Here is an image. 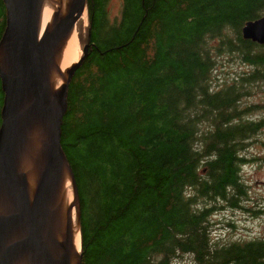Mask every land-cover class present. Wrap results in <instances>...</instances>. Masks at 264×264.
<instances>
[{
  "label": "trees",
  "instance_id": "1",
  "mask_svg": "<svg viewBox=\"0 0 264 264\" xmlns=\"http://www.w3.org/2000/svg\"><path fill=\"white\" fill-rule=\"evenodd\" d=\"M87 12L90 48L69 86L61 140L81 203L82 264L184 255L264 264L258 242L221 247L209 237L210 213L216 202L235 205L242 153L264 127V107L254 106L259 121L239 107L264 86V45L241 34L264 16V0H123L116 19L110 0H87ZM6 26L0 0V41ZM222 55L251 70L211 91ZM4 100L0 80V127Z\"/></svg>",
  "mask_w": 264,
  "mask_h": 264
},
{
  "label": "water",
  "instance_id": "2",
  "mask_svg": "<svg viewBox=\"0 0 264 264\" xmlns=\"http://www.w3.org/2000/svg\"><path fill=\"white\" fill-rule=\"evenodd\" d=\"M7 26L0 41V80L5 96L0 127V264H71V220L58 241L59 193L71 177L80 227L81 203L72 168L62 149V127L72 78L88 56L67 72L54 91L51 77L68 37L87 11V0H71L69 12L39 35L44 0H3ZM244 40L264 45V16L245 23ZM31 163L35 181L23 166ZM78 264L82 256L78 255Z\"/></svg>",
  "mask_w": 264,
  "mask_h": 264
},
{
  "label": "rangeland",
  "instance_id": "3",
  "mask_svg": "<svg viewBox=\"0 0 264 264\" xmlns=\"http://www.w3.org/2000/svg\"><path fill=\"white\" fill-rule=\"evenodd\" d=\"M122 4L123 0H110L112 19L119 17ZM85 26H88V13L86 22L81 21L77 26L81 55L82 47L84 48L88 42ZM215 45L213 42L212 46ZM215 60L217 66L211 72V91L219 90L225 79L231 82L239 74L251 70L247 65L240 66L234 64L232 60H227L226 55L219 56ZM263 97L264 86L250 87V92L242 98L239 107L252 108L242 118L259 121L263 114L254 111L257 110L254 106L264 107ZM242 159L243 162L238 170L242 187L236 196L235 205L231 206L225 201L216 202V208L209 217V237L221 247L264 241V127L247 141V148L242 153ZM75 214L77 215V211ZM173 264H194V262L191 256L184 255L176 259Z\"/></svg>",
  "mask_w": 264,
  "mask_h": 264
},
{
  "label": "bare ground",
  "instance_id": "4",
  "mask_svg": "<svg viewBox=\"0 0 264 264\" xmlns=\"http://www.w3.org/2000/svg\"><path fill=\"white\" fill-rule=\"evenodd\" d=\"M71 0H44L42 13L40 18L39 35L43 36L46 30H49L56 17L61 19L69 12ZM87 11L84 13L81 21L86 22ZM80 44L77 31L74 30L66 40L63 50L57 59L56 69L51 77V86L54 91H59L65 84L67 72L75 65L80 58ZM23 172L27 174L29 181H35V173L31 163H26L23 166ZM60 204V221L57 227L56 238L58 241H64L66 237V223L70 219L71 234L73 241V255L71 264H78V255L81 251V235L77 211L75 193L71 177L68 173L64 176V180L59 193Z\"/></svg>",
  "mask_w": 264,
  "mask_h": 264
},
{
  "label": "flooded vegetation",
  "instance_id": "5",
  "mask_svg": "<svg viewBox=\"0 0 264 264\" xmlns=\"http://www.w3.org/2000/svg\"><path fill=\"white\" fill-rule=\"evenodd\" d=\"M251 242H258L261 246H264V241H261V242H259V241H251Z\"/></svg>",
  "mask_w": 264,
  "mask_h": 264
}]
</instances>
